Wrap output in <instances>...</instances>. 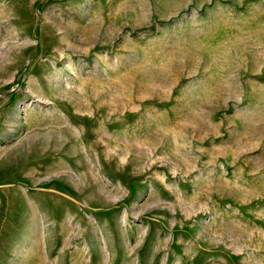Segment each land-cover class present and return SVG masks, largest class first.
Wrapping results in <instances>:
<instances>
[{
    "label": "rangeland",
    "instance_id": "1",
    "mask_svg": "<svg viewBox=\"0 0 264 264\" xmlns=\"http://www.w3.org/2000/svg\"><path fill=\"white\" fill-rule=\"evenodd\" d=\"M0 264H264V0H0Z\"/></svg>",
    "mask_w": 264,
    "mask_h": 264
}]
</instances>
